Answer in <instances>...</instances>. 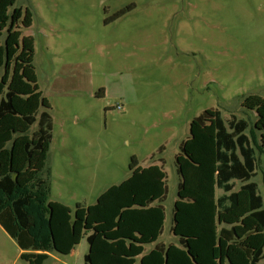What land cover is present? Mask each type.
I'll return each instance as SVG.
<instances>
[{"label": "rangeland", "instance_id": "1", "mask_svg": "<svg viewBox=\"0 0 264 264\" xmlns=\"http://www.w3.org/2000/svg\"><path fill=\"white\" fill-rule=\"evenodd\" d=\"M121 11L126 13L114 19ZM8 90L14 92L15 114L0 120V139L9 137L0 143V177L11 174L15 187L10 195L0 191L1 208L31 197L25 207L33 219L29 232L38 251L51 255L43 264H83L85 254L91 260L133 248L101 236L91 246L80 239L88 230L116 237V212L106 213L119 199L130 165L150 166L160 146L164 150L156 156L168 175L163 208L169 214L177 194L174 158L191 134L186 156L178 158L190 201L180 207L173 236L184 238L202 264L225 253L246 264L240 249L242 255L226 250L238 247L211 230L215 220L226 222L213 204L212 115L218 109L252 125L259 115L264 128V0H0V96ZM41 112L53 119L52 140L30 153L24 146H34L39 134L37 124L24 119ZM202 112L204 126L195 121ZM257 129L264 144V129ZM147 177L134 202L161 195L163 178L155 172ZM254 180L264 194L261 173ZM43 207L52 209L51 220ZM243 210L241 202L235 226L254 229ZM65 213L77 214L76 224L56 235ZM125 220L152 244L154 234H144L145 213ZM253 240L244 245L256 247ZM53 241L64 254L52 251ZM170 249V262L182 260ZM22 252L0 226V264H29ZM151 253L148 264L165 259Z\"/></svg>", "mask_w": 264, "mask_h": 264}, {"label": "trees", "instance_id": "2", "mask_svg": "<svg viewBox=\"0 0 264 264\" xmlns=\"http://www.w3.org/2000/svg\"><path fill=\"white\" fill-rule=\"evenodd\" d=\"M126 11L116 14L114 19L123 16ZM14 92L6 91L0 98V120L6 115L15 114L13 107ZM206 113H200L195 121L201 125H205ZM212 119L214 121V146L216 159V187L218 191L216 207L219 214L228 213L237 207L236 188L246 191L249 196V216L254 219L262 228L263 238L260 247L257 250L245 247L243 239L239 238L232 227L221 226L219 236L225 242L240 248L249 264H261L264 260V199L260 185L254 180L261 173V181L264 191V146L257 139L258 129L251 122L243 117H239L234 113L224 116L218 110H213ZM28 124H37L38 139L34 146L28 144L24 146L27 152L39 151L44 142H51L53 133V119L47 112H41L38 116H27L24 119ZM188 138V137H187ZM186 138V139H187ZM185 141H181L178 146V152L174 158L175 174L178 178L176 191L182 190V176L179 169L178 158L185 152ZM164 146H160L156 154H153L149 161L156 163L165 172L164 161L158 157L162 154ZM158 155V156H156ZM157 157V158H156ZM138 165L137 162L130 165L133 170ZM164 190L163 194L157 200H148L146 206H156L163 211V203L166 202L169 192L168 175L164 173ZM15 187V181L10 175L0 177V191L6 195H10ZM30 196L26 195L12 201L10 207L1 208L0 202V226L2 229L15 240L21 251L20 258L29 264H43L49 255L43 252H37L35 241L30 234V228L33 225V219L25 211L28 206ZM176 199H180L176 197ZM176 207L170 209L169 214L164 212V223L159 230V238L150 245H145V252L157 251L163 256L170 246L177 245L184 251L188 250V244L182 237L173 236L176 225L175 214ZM50 209L43 207L42 214L49 216ZM72 216L71 221L73 222ZM94 232H85L86 242L91 244L94 239ZM83 264H91L90 257L85 254Z\"/></svg>", "mask_w": 264, "mask_h": 264}, {"label": "crops", "instance_id": "3", "mask_svg": "<svg viewBox=\"0 0 264 264\" xmlns=\"http://www.w3.org/2000/svg\"><path fill=\"white\" fill-rule=\"evenodd\" d=\"M2 95L3 94H1V96ZM1 96H0V98H1ZM247 109H249V111L253 110L252 107H247ZM254 109H256V106H254ZM255 117H256V121L255 122L252 121V122L255 123L256 128L264 129L262 122L260 121L261 117L259 115H256ZM192 138H193V136L191 134L185 140V145H184L185 152L182 156L179 157V159H182V158H184V156H186L187 152H186L185 147H186V145L188 146L190 144V143L187 144V142H189ZM5 140L9 141V137H6V138L4 137V138L0 139V143H1V141L5 142ZM262 145L264 146L263 143H262ZM178 163H179V161H178ZM214 163H215V165H213V176H215V187L214 188H215L216 192H215V203L213 201V204H215V210L217 212L216 200H217L218 191H217V187H216V159H214ZM154 165H157V164L151 163L150 166H145V167L141 168L140 165L138 164L133 170H131L130 177L126 181H123V183L120 185L121 195L119 196V199L116 200V203L114 204V206L111 209H109L106 213L108 215L109 213H111L113 211L116 212L117 220L114 219V225L112 226V228H113L112 231L116 233V237H110L109 233H104V232L101 234H98V232L96 230L85 231V232H90V233L94 232V234H95L94 239H93L91 244H88L86 242L89 246H91L95 242L97 236H101L104 238L105 243H107L106 240L111 244L118 241V243H124L128 247L133 246V248H125L126 253L120 254L121 256L123 255V258L120 257V255H116L113 253L110 254L109 252H104L103 257L102 256H97L94 258L91 257V260L93 262L95 260H99L100 264H125L124 258L127 257V258H132L131 261H129L128 259L126 260L127 264H148L146 261L152 259V253L150 254L151 251L145 252L144 246L147 244H145V242H143L139 238L140 237L139 230L137 231L133 227H131V228L127 227L128 224L125 222L126 221L125 216L140 213V210H141V212L146 214V219L148 220L147 221V229L144 232V234H146V236H150V235L154 234L153 238H155V240L151 241V243H154L156 240H158L159 230H160V227L162 226V224L164 223V212H166V211L165 210L163 211L161 208L156 207V206L147 207L146 202L148 200H157L163 194L164 182H163V186H162L161 195L157 196L155 199H153L152 197H147V198H145L144 202L141 204L134 202V198L138 197L142 187L146 186L145 184L143 185V182L145 181V183H146V181L149 180L147 176L150 173H152V174H153V172L158 173V175L161 176L163 178V181H164V171L160 168L159 165H157V166H154ZM179 169H180V164H179ZM181 176H182V174H181ZM142 178H145V179L142 180ZM151 188H152V186L148 185L147 190L149 191ZM237 189H239V188L238 187L236 188L237 207L228 213L219 214L217 212L218 215H222L221 217L217 216L218 219H220V218L226 219V222L222 221L221 223H219V221L215 220L214 228H212L211 230H215L218 233L221 226L232 227L235 234L239 238L243 239V243H242L243 245H244V242L246 240L248 242V241H251L252 239H254L253 242L255 244L254 246H256V247L252 246L253 248H251V247H248L246 245H244V246L251 248L253 250H257L260 247V245L262 243V238H263V232H262V228L260 227V225L253 219L256 223V224L252 225L254 227V229L242 228L240 230L238 227L235 226V223H236L235 221L238 220V218H234V216L236 214L240 213L239 209H240L241 202L244 204V210L241 213H243V214L247 213L248 216H249V203H250L248 193L246 191L241 190V189H239V190H237ZM262 195H263V199H264V194H262ZM176 197H179L180 199H176ZM176 197H175L174 204L172 205V207L175 206L177 209L176 214H175L176 225H175L173 234H175V231H176L177 226H178V216H179L180 207L182 206L183 202H189L190 201L188 199V197H186L184 195L183 176H182V190L176 194ZM49 209H50V213H49L48 217H49V220H51L53 218V211L51 208H49ZM74 216L77 217V214H74ZM111 216H112V214H110V217ZM229 217H230V219H229ZM71 218H72V215L70 217L69 215H67L65 213L64 220L59 224V228L57 227L55 229L56 235H58V234L65 235L67 225L69 227H72L71 225L75 226L76 218H74L73 222L71 221ZM101 219H103V217H101L100 220ZM223 224H225V225H223ZM31 228H33V225ZM123 228H124V231H123ZM42 229H43V231L48 230V232H49V228H47L45 225L42 226ZM50 230H51V227H50ZM85 232L83 233L84 237L82 236V238L80 239L81 241L82 240L86 241ZM126 239H129L130 244L126 243ZM173 246L174 245L169 247V249L171 248L170 251H172V250L177 251L179 256H182V260L176 261L177 263L170 262L167 258L168 251H169V249H168L166 256H165V259L160 260V264H202V261L199 258H197L194 254H190L189 245H188V250L185 251V252H189L187 254L181 253L179 250L174 249ZM106 249H107V251H110V248H106ZM238 249H240V248H226V250H228L234 254L238 255V253H240L242 255L241 252H243V251L240 249L241 250V252H240ZM52 251L56 252L57 254L58 253L64 254L62 248H58L57 246H55L54 241H53ZM37 252H39L38 249H37ZM155 252H157V251H155ZM157 253H159V252H157ZM159 254L161 256H163L161 253H159ZM225 254H221L219 256L218 255L212 256V259H210V258L207 259L208 264H236L234 261H231L230 259H228ZM243 254H244V252H243ZM50 256L51 255H49V257ZM244 256H245V254H244ZM52 257L55 260H57L55 256H52ZM140 258H141V260H140ZM245 258H246V256H245ZM83 259H84V257H83ZM246 264H249L248 259L246 260Z\"/></svg>", "mask_w": 264, "mask_h": 264}, {"label": "built area", "instance_id": "4", "mask_svg": "<svg viewBox=\"0 0 264 264\" xmlns=\"http://www.w3.org/2000/svg\"><path fill=\"white\" fill-rule=\"evenodd\" d=\"M118 109H120V108L118 107Z\"/></svg>", "mask_w": 264, "mask_h": 264}]
</instances>
